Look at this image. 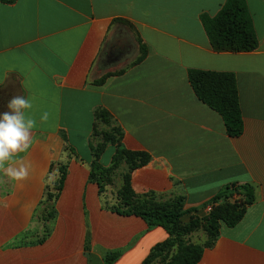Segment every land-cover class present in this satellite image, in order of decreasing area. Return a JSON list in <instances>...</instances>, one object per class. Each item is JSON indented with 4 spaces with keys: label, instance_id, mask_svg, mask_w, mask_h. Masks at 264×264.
<instances>
[{
    "label": "crops",
    "instance_id": "crops-1",
    "mask_svg": "<svg viewBox=\"0 0 264 264\" xmlns=\"http://www.w3.org/2000/svg\"><path fill=\"white\" fill-rule=\"evenodd\" d=\"M226 1L0 2V114L13 97L31 95L26 115L37 122L31 147L15 158L31 165L28 178L0 173V264H103L114 251H123L115 264H142L170 236L114 211L112 193L128 174L136 195L182 205L185 225L208 215L227 187L250 186L254 203L235 227L221 224L200 264H264V0H246L258 48L218 53L202 16H216ZM138 36L148 52L136 64ZM126 45L131 52L123 53ZM191 70L236 76L241 136L231 137L222 116L197 97ZM119 147L149 161L124 158L101 193L91 165L99 158L112 167ZM200 227L184 241L205 245L193 240ZM176 250L174 243L152 264Z\"/></svg>",
    "mask_w": 264,
    "mask_h": 264
},
{
    "label": "trees",
    "instance_id": "trees-1",
    "mask_svg": "<svg viewBox=\"0 0 264 264\" xmlns=\"http://www.w3.org/2000/svg\"><path fill=\"white\" fill-rule=\"evenodd\" d=\"M0 2L3 4H14L17 0H0ZM116 22L122 21L117 20ZM202 23L215 52L249 53L258 48V37L246 0H227L216 16H202ZM138 43L140 54L136 64L140 63L148 52L146 45L143 44L139 36ZM106 79L107 76L96 81L95 85L103 84ZM189 79L197 97L222 116L227 133L233 138L241 136L244 132V122L236 76L232 73L191 70ZM107 117V113L102 114V118L106 119ZM137 156L142 157L141 165H145L149 161L147 155L132 153L123 147H119L113 157L112 167H104L99 162V158L92 163L90 180L99 185L102 193L105 187L104 180L108 182L107 180L110 176L108 174L113 168L118 167L124 158L130 163H135ZM136 166L134 164L131 170L136 169ZM62 172L63 177L58 186L59 193L63 190L67 175L65 168H62ZM118 196L119 208L114 211L141 217L150 229L160 227L170 236V240L154 247L142 264H152L156 258L162 256L174 243L177 244V250L165 264H200L206 248L213 245L221 224L224 223L228 227H235L244 218L247 207L255 201L254 191L247 185H232L216 195L212 200V203L216 205L213 207L211 214L207 216V222L211 224L214 230L212 240L205 245H198L187 243L183 239L184 234L199 228L200 223L191 222L189 225H185L182 218L188 212L183 210L182 205L164 206L153 202L149 195H136L131 187L130 174L125 176L124 186L118 192ZM235 197L240 199L233 200ZM53 198L52 194H47V199L53 200ZM220 200H224L223 203H219ZM89 249L90 239L88 236L85 250L89 251ZM122 255L123 251L111 252L106 255L103 264H115Z\"/></svg>",
    "mask_w": 264,
    "mask_h": 264
},
{
    "label": "clouds",
    "instance_id": "clouds-1",
    "mask_svg": "<svg viewBox=\"0 0 264 264\" xmlns=\"http://www.w3.org/2000/svg\"><path fill=\"white\" fill-rule=\"evenodd\" d=\"M7 107L9 111L0 114V173L10 181L21 182L28 178L31 165L15 158L31 147L32 131L37 126L36 120L26 115L33 107L31 95L13 97ZM48 116L44 112L41 121Z\"/></svg>",
    "mask_w": 264,
    "mask_h": 264
},
{
    "label": "rangeland",
    "instance_id": "rangeland-1",
    "mask_svg": "<svg viewBox=\"0 0 264 264\" xmlns=\"http://www.w3.org/2000/svg\"><path fill=\"white\" fill-rule=\"evenodd\" d=\"M125 47H126L125 51L124 52L121 51V52H123V53H129V52H131V48H130L129 45H126ZM121 52L119 51V53L122 55ZM107 181L110 184H113L112 183V178H110V180L108 179ZM112 195H113L114 198H118L119 197L118 196V191H116V189L112 193ZM212 210H213V208H212ZM212 210L205 217L198 218V219H194V221H192V223H195V224L197 222L200 223V226H201L200 229L196 232L197 233V236L196 237H193V238H196V239H193V240H195V241L198 240L200 242H206V243L211 242L212 236L214 234V230L212 229L211 224H209L207 222V216H209L211 214ZM162 264H164V262Z\"/></svg>",
    "mask_w": 264,
    "mask_h": 264
},
{
    "label": "built area",
    "instance_id": "built-area-1",
    "mask_svg": "<svg viewBox=\"0 0 264 264\" xmlns=\"http://www.w3.org/2000/svg\"><path fill=\"white\" fill-rule=\"evenodd\" d=\"M212 208H213V205H211V207H210V211L212 210Z\"/></svg>",
    "mask_w": 264,
    "mask_h": 264
}]
</instances>
